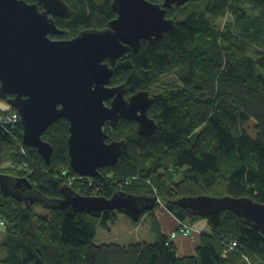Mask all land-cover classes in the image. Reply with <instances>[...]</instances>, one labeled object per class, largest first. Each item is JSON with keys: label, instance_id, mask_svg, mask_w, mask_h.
<instances>
[{"label": "trees", "instance_id": "1", "mask_svg": "<svg viewBox=\"0 0 264 264\" xmlns=\"http://www.w3.org/2000/svg\"><path fill=\"white\" fill-rule=\"evenodd\" d=\"M65 1L70 13L55 18L65 31L57 38L106 28L117 17L113 0ZM191 1L199 3L180 20L177 16L188 3L168 9L174 29L156 44L143 40L139 51L131 50L114 67L112 84H126L127 96L151 92L149 116L157 122L155 133L143 137L137 122L126 119L116 127L107 125L110 141H125L120 162L101 168L92 184L77 181L70 186L85 196L111 197L120 190L159 195L164 207L146 213L152 217L155 241L98 244V226L115 225L118 211L102 217L86 212L69 216L39 200L27 204L7 196L0 187V218L6 224L0 227V264H264V234L236 214L204 217L176 204L181 197L199 195L264 203V0ZM219 19L224 20L222 27ZM163 74L177 75L179 83L157 90ZM69 127L60 118L43 134L53 146L48 164L24 145L21 123H0V175L11 181H5L8 190H14L11 179L27 177L34 185L31 194L63 198L62 187L79 175L69 164ZM39 205L51 213L38 212ZM162 208L179 221L207 220L210 232L200 234L195 254H178L155 217ZM231 240L240 248L224 255Z\"/></svg>", "mask_w": 264, "mask_h": 264}, {"label": "water", "instance_id": "2", "mask_svg": "<svg viewBox=\"0 0 264 264\" xmlns=\"http://www.w3.org/2000/svg\"><path fill=\"white\" fill-rule=\"evenodd\" d=\"M189 1L113 0L117 17L108 27L61 39L57 36L65 31L55 18L70 13L65 0H0V99L19 112L24 145L36 149L50 164L53 146L43 134L66 118L70 168L81 176L98 177L101 168L120 162L125 144L124 140L110 141L106 125L116 127L120 119L132 120L141 136L151 137L158 127L149 116L151 92L127 96L126 84H112L114 67L131 50L139 51L143 40L156 44L174 29L176 22L167 17L168 9ZM8 180L0 175L5 195L27 204L39 200L69 216L86 212L102 217L106 211H118L139 222L157 206L156 196L122 190L111 197L85 196L70 186L62 187L63 198L48 200L42 194L21 191L34 190L27 177L11 179L13 191L7 189ZM176 204L204 217L230 211L264 234V203L250 197L184 196Z\"/></svg>", "mask_w": 264, "mask_h": 264}, {"label": "rangeland", "instance_id": "3", "mask_svg": "<svg viewBox=\"0 0 264 264\" xmlns=\"http://www.w3.org/2000/svg\"><path fill=\"white\" fill-rule=\"evenodd\" d=\"M199 2H188L187 8L183 14H178L177 18L180 20L182 18H185L187 13L197 7V4ZM225 20L229 21L231 19V16H226L224 18ZM217 24L222 27L224 24L223 19L217 20ZM173 83H179V77L174 74H163L157 81L156 84V89L161 91L163 87L169 84ZM1 101V99H0ZM5 103V101H3ZM110 104V103H109ZM110 128H112L111 125H109ZM110 140V139H109ZM161 205L164 207L162 200L157 202V206ZM156 206V207H157ZM35 209L44 214V213H51L50 211L46 212L45 210H48L47 208H43L41 205L35 206ZM118 213V220L115 225H110L107 228H104L102 226H98V233L95 238V242L98 244L101 243H111V242H116V243H129L131 240L137 239V237L140 235V237H143L144 241H148L147 237L145 235L148 234V238L155 239L153 233H152V217L149 216V214L142 215L141 219L139 222H134L129 216L117 212ZM155 214V213H154ZM156 217V216H155ZM157 219V218H156ZM200 221H207L204 218L203 219H192L188 218L187 222L193 224H196L197 222ZM131 228V229H130ZM1 233V232H0ZM144 233V234H143Z\"/></svg>", "mask_w": 264, "mask_h": 264}, {"label": "crops", "instance_id": "4", "mask_svg": "<svg viewBox=\"0 0 264 264\" xmlns=\"http://www.w3.org/2000/svg\"><path fill=\"white\" fill-rule=\"evenodd\" d=\"M0 105L3 109L7 108V106H8L3 101H0ZM156 197L158 199L159 195L156 194ZM156 202H158V201L156 200ZM155 216L158 219L159 223L161 224V228H162L163 232L165 234H167L169 236V238H171L173 232H177V236L175 238H173V242L177 246L178 254L180 256L195 254L197 246H198L197 242L199 240L200 234L210 232V227H209V224L207 221H200V222H197L196 224H193V225L191 223L185 221L187 224L192 226V231H193L191 236L186 237L183 234L178 233L180 221L174 215H172L170 212L164 210L163 208H162V210L158 209L155 212ZM145 236L147 237L148 241H144L143 237H140V235H139L137 237V239L131 240L129 243L134 242V241L151 242L152 243L155 241V239L153 240L151 238H148V234ZM121 244H123V243H121ZM125 244H128V243H126V241H125Z\"/></svg>", "mask_w": 264, "mask_h": 264}, {"label": "built area", "instance_id": "5", "mask_svg": "<svg viewBox=\"0 0 264 264\" xmlns=\"http://www.w3.org/2000/svg\"><path fill=\"white\" fill-rule=\"evenodd\" d=\"M0 123L1 124H10V125H17L21 123V116L18 111L14 110L13 108L7 106V108L3 109L0 105ZM22 152H26L25 149L22 150ZM66 175V172L63 173ZM69 185L72 186L76 181H88L89 184L94 183V177H91L90 179L77 175L76 177L69 178ZM159 197L157 201H159ZM5 221L0 218V227H5ZM192 227L186 223L181 222L179 226L178 233L183 234L186 237H189L192 235ZM177 236V232H173L171 239L175 238ZM240 248V244L237 240H231L228 243L225 244V250L224 255H227L228 253L232 251H236ZM248 260V257H245Z\"/></svg>", "mask_w": 264, "mask_h": 264}, {"label": "clouds", "instance_id": "6", "mask_svg": "<svg viewBox=\"0 0 264 264\" xmlns=\"http://www.w3.org/2000/svg\"><path fill=\"white\" fill-rule=\"evenodd\" d=\"M1 101H4V100H1ZM9 107H11L7 102H5ZM11 108H13V107H11ZM14 109V108H13ZM16 110V109H15ZM17 111V110H16ZM22 125V124H21ZM146 214V213H145ZM181 222H183V223H186L185 221H180L179 222V224L181 223ZM187 224V223H186ZM189 225V224H188ZM191 226V225H190ZM192 227V226H191Z\"/></svg>", "mask_w": 264, "mask_h": 264}, {"label": "flooded vegetation", "instance_id": "7", "mask_svg": "<svg viewBox=\"0 0 264 264\" xmlns=\"http://www.w3.org/2000/svg\"><path fill=\"white\" fill-rule=\"evenodd\" d=\"M57 121H58V120H57ZM106 127H107V125H106ZM105 130H106V129H105ZM87 178L90 179L91 177H87ZM76 182H77V181H76ZM69 186H70V185H69ZM24 192H25V191H24ZM79 193H80V192H79ZM80 194H81V193H80ZM25 195H31V194H30V192H25Z\"/></svg>", "mask_w": 264, "mask_h": 264}, {"label": "bare ground", "instance_id": "8", "mask_svg": "<svg viewBox=\"0 0 264 264\" xmlns=\"http://www.w3.org/2000/svg\"><path fill=\"white\" fill-rule=\"evenodd\" d=\"M190 1H191V0H190ZM190 1H189V2H190ZM186 4H187V3H186ZM177 6H178V5H177ZM183 6H184V5H183ZM178 7H179V6H178Z\"/></svg>", "mask_w": 264, "mask_h": 264}]
</instances>
